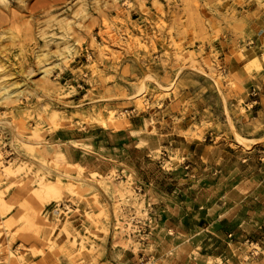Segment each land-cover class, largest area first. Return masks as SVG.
<instances>
[{"label": "rangeland", "instance_id": "374dc122", "mask_svg": "<svg viewBox=\"0 0 264 264\" xmlns=\"http://www.w3.org/2000/svg\"><path fill=\"white\" fill-rule=\"evenodd\" d=\"M46 3L0 0L1 264H101L118 200L138 183L166 198L173 171L187 160L161 145L147 160L106 155L96 135L145 133L142 147L199 100L212 116L225 113L236 142V132L249 135L230 112L244 89L225 65L255 50L247 29L264 18V0ZM253 54L247 68L261 69L264 50ZM253 88L252 99L261 91L252 95ZM65 131L76 138L66 141ZM254 141L241 144L251 149ZM66 199L74 203L71 218L49 215L52 202ZM116 244L138 248L123 238ZM176 253L167 264L235 263L200 248Z\"/></svg>", "mask_w": 264, "mask_h": 264}, {"label": "crops", "instance_id": "0c3cea01", "mask_svg": "<svg viewBox=\"0 0 264 264\" xmlns=\"http://www.w3.org/2000/svg\"><path fill=\"white\" fill-rule=\"evenodd\" d=\"M249 24L255 50L248 47L250 57L234 56L225 66L244 89L235 96L230 112L240 121L238 128L248 131L244 137L255 140L251 149L234 140L225 113L224 120L212 116L203 100L189 103L178 121H170L171 130L153 136L142 147L138 143L145 133L139 137L124 130L96 135L95 142L104 146L106 155L130 160L143 153L147 160L161 145L163 150H180L187 160L173 171L176 181L166 194L169 202L162 214L155 251L158 264H167L166 259L174 261L179 247L189 254L200 248L204 253L232 258L234 264H264V65L261 69L247 68L253 53L264 50V18ZM228 51H232L230 46ZM252 87L261 88L259 97L252 99ZM63 135L66 141L76 138L72 131ZM163 135L170 136L169 140ZM247 239L259 244L258 254L243 247ZM107 253L106 260L99 263L142 264L131 251L109 247Z\"/></svg>", "mask_w": 264, "mask_h": 264}, {"label": "built area", "instance_id": "2783aa9c", "mask_svg": "<svg viewBox=\"0 0 264 264\" xmlns=\"http://www.w3.org/2000/svg\"><path fill=\"white\" fill-rule=\"evenodd\" d=\"M252 95L258 94V89L255 87L251 91ZM168 199V197H166ZM159 190L152 187V184L138 183L133 187V195H127L126 200H118L119 206L122 210L120 215L114 214L111 222L109 233L110 248H120L125 251H131L133 255H137L140 261H144L145 264H158L155 258V251L158 246V234L161 229V220L164 210L168 205L166 200ZM114 201V200H113ZM112 202V200H111ZM116 202V201H115ZM73 202L71 199L54 201L48 208L49 215H57L59 218H71L73 210ZM121 222L122 225H118ZM118 232L119 236H115ZM123 238L125 241H135L138 243V248L135 250L134 245L130 247H123L116 244ZM250 245L257 242L247 239ZM260 251L257 247H254L250 254L256 255ZM2 258L0 257V264Z\"/></svg>", "mask_w": 264, "mask_h": 264}, {"label": "bare ground", "instance_id": "6f19581e", "mask_svg": "<svg viewBox=\"0 0 264 264\" xmlns=\"http://www.w3.org/2000/svg\"><path fill=\"white\" fill-rule=\"evenodd\" d=\"M46 1H47L46 5H49L52 1L56 2L57 0H46ZM13 17H14V15H13ZM3 19L4 18L0 17V25L3 22ZM47 71H48V69L45 70V72H47ZM236 139L238 142L245 144V145H249V143H250V140H248L247 138H245L244 136H242L240 133H237V132H236Z\"/></svg>", "mask_w": 264, "mask_h": 264}]
</instances>
